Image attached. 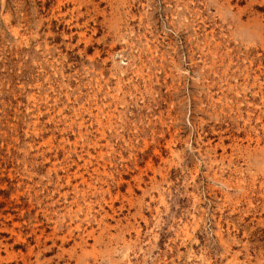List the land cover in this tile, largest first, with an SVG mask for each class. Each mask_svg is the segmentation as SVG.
<instances>
[{
	"label": "rangeland",
	"instance_id": "1",
	"mask_svg": "<svg viewBox=\"0 0 264 264\" xmlns=\"http://www.w3.org/2000/svg\"><path fill=\"white\" fill-rule=\"evenodd\" d=\"M0 264H264V0H0Z\"/></svg>",
	"mask_w": 264,
	"mask_h": 264
},
{
	"label": "bare ground",
	"instance_id": "2",
	"mask_svg": "<svg viewBox=\"0 0 264 264\" xmlns=\"http://www.w3.org/2000/svg\"><path fill=\"white\" fill-rule=\"evenodd\" d=\"M249 7V6H248Z\"/></svg>",
	"mask_w": 264,
	"mask_h": 264
}]
</instances>
